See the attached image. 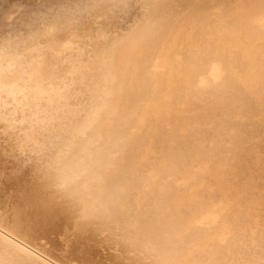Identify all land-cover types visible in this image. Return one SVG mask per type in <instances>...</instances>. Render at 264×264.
I'll return each mask as SVG.
<instances>
[{
  "label": "bare ground",
  "instance_id": "bare-ground-1",
  "mask_svg": "<svg viewBox=\"0 0 264 264\" xmlns=\"http://www.w3.org/2000/svg\"><path fill=\"white\" fill-rule=\"evenodd\" d=\"M0 264H264V0H0Z\"/></svg>",
  "mask_w": 264,
  "mask_h": 264
}]
</instances>
